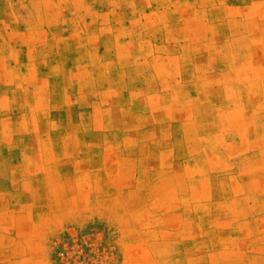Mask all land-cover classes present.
I'll list each match as a JSON object with an SVG mask.
<instances>
[{
  "label": "rangeland",
  "instance_id": "obj_1",
  "mask_svg": "<svg viewBox=\"0 0 264 264\" xmlns=\"http://www.w3.org/2000/svg\"><path fill=\"white\" fill-rule=\"evenodd\" d=\"M0 264H264V0H0Z\"/></svg>",
  "mask_w": 264,
  "mask_h": 264
}]
</instances>
